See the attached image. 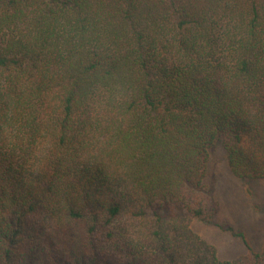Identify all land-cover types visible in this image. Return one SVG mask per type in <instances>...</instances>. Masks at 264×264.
<instances>
[{"label": "trees", "instance_id": "16d2710c", "mask_svg": "<svg viewBox=\"0 0 264 264\" xmlns=\"http://www.w3.org/2000/svg\"><path fill=\"white\" fill-rule=\"evenodd\" d=\"M219 146L264 180V0H0V264H264Z\"/></svg>", "mask_w": 264, "mask_h": 264}, {"label": "rangeland", "instance_id": "374dc122", "mask_svg": "<svg viewBox=\"0 0 264 264\" xmlns=\"http://www.w3.org/2000/svg\"><path fill=\"white\" fill-rule=\"evenodd\" d=\"M215 195L220 204V223L242 230L249 245L256 251L264 249V180H242L233 175L223 147L216 151ZM194 231L214 245L221 260L230 261L245 254V244L217 227L195 222Z\"/></svg>", "mask_w": 264, "mask_h": 264}]
</instances>
